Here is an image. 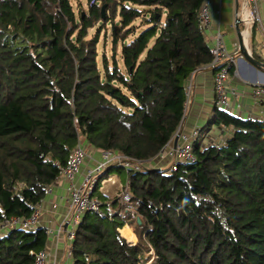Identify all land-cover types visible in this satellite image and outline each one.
<instances>
[{
	"label": "trees",
	"instance_id": "1",
	"mask_svg": "<svg viewBox=\"0 0 264 264\" xmlns=\"http://www.w3.org/2000/svg\"><path fill=\"white\" fill-rule=\"evenodd\" d=\"M205 1L0 0V217H28L82 141L144 166L99 174L100 213L82 215L73 264H264L263 120L214 105L194 162L148 167L181 127L187 79L212 60ZM107 27L111 61L101 53L99 68ZM212 124L231 135L202 145ZM113 171L125 172L127 200L100 191ZM44 243L42 227L8 229L0 264H36Z\"/></svg>",
	"mask_w": 264,
	"mask_h": 264
},
{
	"label": "crops",
	"instance_id": "2",
	"mask_svg": "<svg viewBox=\"0 0 264 264\" xmlns=\"http://www.w3.org/2000/svg\"><path fill=\"white\" fill-rule=\"evenodd\" d=\"M208 6L211 22L204 29L205 42L209 47H212L213 35L216 32H221L226 49L231 51L237 48L239 54L227 80L228 87H233L238 95L236 99L232 97L230 101L231 109L225 111L240 117L264 121V94L257 100L251 96L252 85L264 81V67L261 65L252 66L242 58L240 53V46H242L250 52L254 60L264 64V0H209ZM250 11L256 12L259 16V21L255 22L254 33L252 30L245 32L244 23H237L239 17L241 18L244 13L248 14ZM253 53L256 58L253 57ZM213 77L214 71L207 65L197 69L187 79L185 115L179 131L188 133L193 129H201L207 123L214 107ZM217 127V131L212 135L207 134L205 140L201 139L202 145L208 144L209 141L220 144L231 135L230 130L225 129L223 126ZM96 158L98 159L99 155ZM95 161L92 159V161L88 160L87 164L86 162L83 164L77 181L80 180L87 169L93 167ZM67 204L65 184L61 181L53 182L45 197L39 203L41 209L40 227L46 229L63 224L64 228L70 229L71 224L66 218ZM126 230L132 234L130 233L129 236L124 233ZM120 232L130 242H135L137 239L127 224L121 228ZM65 248L66 242L63 238L55 239L45 234L43 249L51 259L64 261Z\"/></svg>",
	"mask_w": 264,
	"mask_h": 264
},
{
	"label": "built area",
	"instance_id": "3",
	"mask_svg": "<svg viewBox=\"0 0 264 264\" xmlns=\"http://www.w3.org/2000/svg\"><path fill=\"white\" fill-rule=\"evenodd\" d=\"M209 0H206L200 11V23L203 28H207L211 22V14L209 11ZM244 23V31L250 32L256 21H259V16L255 12L244 13L240 18ZM212 60L209 66L214 71L213 88H214V105L224 110H230V101L232 97L237 98V91L233 87H228L227 80L230 74V68L235 64L237 56V48L234 50H227L223 44V35L221 32H216L213 35V45L210 47ZM264 94V81L258 82L251 87V96L257 100ZM179 133L176 143H173V138L167 142L157 153L156 157L159 160L169 161V170H175L180 163H192L195 161V154L193 152V142L199 136L198 130L193 129L191 132ZM170 144V146H169ZM86 161V154L79 143L76 144L70 153L68 163L60 171L59 177L56 181H61L65 184V191L67 194V213L66 218L71 224L70 229L63 227L60 224L56 227L44 228L47 236H52L55 239L63 238L66 242L65 260L56 261L51 259L45 249L39 252L30 253L35 256L36 264H73L72 242L75 236V229L82 217L87 211L100 213L101 203L97 197L93 196V189L97 184L98 176L108 166L116 165L123 169H130L138 171L143 164L140 161L134 160L128 156L114 153L109 150H100L99 160H97L92 168L87 169L77 181L81 167ZM108 179V178H107ZM106 180V179H105ZM104 181V180H103ZM102 181V182H103ZM101 182V186L102 183ZM100 186V191L102 190ZM120 192V197L124 200L129 198V192L123 189ZM41 209L39 204L35 205L32 213L28 217L6 216L4 214L0 217V234L8 229L34 230L40 227ZM89 260V257L87 256Z\"/></svg>",
	"mask_w": 264,
	"mask_h": 264
},
{
	"label": "rangeland",
	"instance_id": "4",
	"mask_svg": "<svg viewBox=\"0 0 264 264\" xmlns=\"http://www.w3.org/2000/svg\"><path fill=\"white\" fill-rule=\"evenodd\" d=\"M70 2H71V4H72V6H73V8L76 10L77 8H78V5L80 4L84 9L86 8V0H70ZM239 19V18H238ZM140 20V18H138L137 20H136V22L135 23H137L138 21ZM240 22H241V20H240ZM145 28V26H142V27H140L139 29H138V31H137V34L136 35H138L143 29ZM104 32H105V30H102V32H101V36H100V40H99V42H98V44H97V50H98V53H99V60H98V64H99V68H101L102 67V63L100 62V56H101V53H105L106 55H107V57H109V60H110V50H111V34H110V28L109 27H107V30H106V36L104 37ZM117 59L119 60V61H121L120 60V55L118 54L117 55ZM111 61V60H110ZM119 65H120V67L122 68V70H123V65H122V63H119ZM217 129H218V127H217V124H212L210 127H208V131L206 132V130H204L203 132H201V134H200V139H202V140H205V137H206V135L207 134H211L212 135V133H214L215 131H217ZM199 137V136H198ZM204 137V138H203ZM173 138H174V136H173ZM173 140V139H172ZM173 143H174V140H173ZM210 143H212V141H209V143L208 144H210ZM80 144L82 145V147H83V149H84V151H85V154H86V164L88 163V160L90 161H92V159H93V161L94 160H99V158L97 159L96 157H97V155H99L100 156V150L99 149H97V148H94V147H92V146H89L86 142H82V141H80ZM164 146V145H163ZM169 146H170V144H169ZM95 161V162H96ZM92 163V162H91ZM92 165V164H91ZM90 165V166H91ZM169 165H170V163H169V161H166V160H159L156 156H155V158H154V162H153V164L152 165H150L149 166V164H148V167H151V166H153V167H155V168H159V169H168L169 168ZM144 166V165H143ZM118 176H120V177H125V172L124 171H120V172H117V171H113L112 173H111V176L108 178V179H106V180H104L102 183V186L101 187H103V188H101L102 190V192L103 193H107V194H111V195H117V196H119L120 195V192H124V190L123 189H125L126 188V186L124 187H122V185H121V182H120V180H119V177ZM127 189V188H126ZM121 199H123V196L121 197ZM129 228L131 229V226H129ZM120 230L121 229H119L118 231H119V233H120V235L122 236V234H121V232H120ZM132 230V229H131ZM123 233V232H122ZM131 232H128L127 231V234L130 236L131 234H130ZM123 237V236H122ZM128 241V240H127ZM147 264H155V262L154 261H148V263Z\"/></svg>",
	"mask_w": 264,
	"mask_h": 264
},
{
	"label": "water",
	"instance_id": "5",
	"mask_svg": "<svg viewBox=\"0 0 264 264\" xmlns=\"http://www.w3.org/2000/svg\"><path fill=\"white\" fill-rule=\"evenodd\" d=\"M239 22H240V20L237 19V23H239ZM237 30L239 31L238 26H237ZM240 53H241L242 58H243L245 61H247L248 63H250L252 66L261 65V66L264 67V64L259 63L258 61L254 60V59L251 57L250 52L247 51L246 49H244L242 46H240ZM178 135H179V133H176V134L174 135V138H173L174 143H176L177 138H178Z\"/></svg>",
	"mask_w": 264,
	"mask_h": 264
},
{
	"label": "bare ground",
	"instance_id": "6",
	"mask_svg": "<svg viewBox=\"0 0 264 264\" xmlns=\"http://www.w3.org/2000/svg\"><path fill=\"white\" fill-rule=\"evenodd\" d=\"M243 27H244V26H243ZM127 231H128V230H126V232H124V233H127ZM128 232H129V231H128ZM127 237H128V236H127Z\"/></svg>",
	"mask_w": 264,
	"mask_h": 264
}]
</instances>
